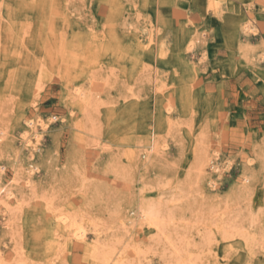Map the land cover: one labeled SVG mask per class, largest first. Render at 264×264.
I'll return each instance as SVG.
<instances>
[{
    "label": "rangeland",
    "instance_id": "374dc122",
    "mask_svg": "<svg viewBox=\"0 0 264 264\" xmlns=\"http://www.w3.org/2000/svg\"><path fill=\"white\" fill-rule=\"evenodd\" d=\"M101 251L264 264V0H0V264Z\"/></svg>",
    "mask_w": 264,
    "mask_h": 264
},
{
    "label": "bare ground",
    "instance_id": "6f19581e",
    "mask_svg": "<svg viewBox=\"0 0 264 264\" xmlns=\"http://www.w3.org/2000/svg\"><path fill=\"white\" fill-rule=\"evenodd\" d=\"M246 24V23H245ZM243 27V26H242ZM250 32H254L253 31V28L249 26H246L244 29H243V33L244 34H248ZM192 44L193 42L189 43V47H192ZM193 48V47H192ZM191 48V49H192ZM28 125V124H27ZM30 125V124H29ZM87 153V152H86ZM207 159V158H206ZM211 161V160H210ZM204 164H206V161L204 160L203 161ZM203 162L201 163V165L203 166ZM211 163V162H209ZM217 167H214L213 165V170H216ZM201 172V170H199ZM32 173V172H31ZM203 174V173H202ZM200 174V175H202ZM198 175V176H200ZM203 176V175H202ZM244 181L246 182L247 181V178H244ZM9 193L7 194V197H11L13 196V193L12 191H8ZM191 194V193H190ZM14 197V196H13ZM20 199V198H19ZM156 203L154 204H141L139 206V209H138V215H137V218L143 222H145L146 224H148L150 227L156 229L159 233V235H163V229H164V217H162L161 215V211L159 210V208L157 207V205H155ZM57 222L59 224H62L63 227H66L68 229H73L72 232L74 233V238H77L78 236H81L83 235L84 233L83 232H86V231H83V229L85 230V228H83V226L81 227L80 224L74 220H71L70 217H67V216H57L56 218ZM100 222V221H99ZM83 225V224H82ZM123 225V224H122ZM96 230V229H95ZM72 233V234H73ZM237 233V232H236ZM86 234V233H85ZM227 235V234H226ZM237 235V234H236ZM84 237V236H82ZM251 237V236H250ZM85 238V237H84ZM159 239V238H158ZM83 240V239H82ZM81 241V240H80ZM60 246V245H59ZM103 246V245H102ZM262 246V245H261ZM101 249V248H100ZM103 249V248H102ZM65 251V250H64ZM102 252V251H101ZM122 252V251H121ZM103 253V252H102ZM101 254V253H100ZM112 252H104L102 254V260L107 263V264H124L122 262V259H114L112 257ZM118 257V256H117ZM177 257H180L179 255ZM96 258V257H95ZM100 258V257H99ZM98 258V259H99ZM96 259V260H98ZM179 259V258H178ZM188 259V258H187ZM101 260V259H100ZM192 260V259H191ZM1 262V261H0ZM188 262V261H187ZM185 261V264L187 263ZM183 264V263H182Z\"/></svg>",
    "mask_w": 264,
    "mask_h": 264
}]
</instances>
